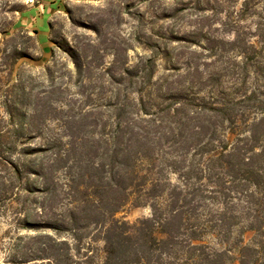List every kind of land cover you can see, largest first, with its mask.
I'll use <instances>...</instances> for the list:
<instances>
[{
  "label": "trees",
  "instance_id": "trees-1",
  "mask_svg": "<svg viewBox=\"0 0 264 264\" xmlns=\"http://www.w3.org/2000/svg\"><path fill=\"white\" fill-rule=\"evenodd\" d=\"M220 3L191 34L72 51L78 93L53 70L43 91L13 85L0 108L1 264H264V0ZM141 207L151 215L117 218Z\"/></svg>",
  "mask_w": 264,
  "mask_h": 264
},
{
  "label": "rangeland",
  "instance_id": "rangeland-1",
  "mask_svg": "<svg viewBox=\"0 0 264 264\" xmlns=\"http://www.w3.org/2000/svg\"><path fill=\"white\" fill-rule=\"evenodd\" d=\"M175 0H66L57 9H51V0H0V108L7 100L13 85L22 83L34 93L49 87L47 71H55L56 84L68 89L65 96L82 90L83 83H76L72 51L85 49L88 45H99L100 48L117 43L121 48L136 46L137 39L142 42L152 34L161 36L170 27L181 34H191L201 21L200 17L212 14V8H221V0L206 6L197 0H182L179 5ZM55 2V1H54ZM244 0H234L231 10L239 9ZM226 6V5H225ZM223 6V7H225ZM176 17L164 20V16L174 14L175 9L184 10ZM225 13L217 18H224ZM214 19V18H213ZM251 20L245 26L255 29ZM220 21H211V29L219 36L224 35ZM114 42V43H113ZM25 52L13 67L12 59L15 50ZM137 53L142 49L129 50L130 62L133 63ZM112 50L105 51V63L109 66ZM126 57V55H124ZM34 81L28 83V80ZM88 84V82H86ZM95 99L97 97H94ZM80 106L76 103L75 109ZM0 111V117L3 116ZM37 143V142H35ZM148 207L132 208L118 214L117 218L136 222L149 217ZM8 226L3 224L0 232ZM3 255L0 254V264Z\"/></svg>",
  "mask_w": 264,
  "mask_h": 264
},
{
  "label": "crops",
  "instance_id": "crops-1",
  "mask_svg": "<svg viewBox=\"0 0 264 264\" xmlns=\"http://www.w3.org/2000/svg\"><path fill=\"white\" fill-rule=\"evenodd\" d=\"M62 1H66V0H51V9L52 8H55V7L58 9L59 8V5H60V3ZM76 1H84V0H76ZM86 1H88V0H86Z\"/></svg>",
  "mask_w": 264,
  "mask_h": 264
}]
</instances>
